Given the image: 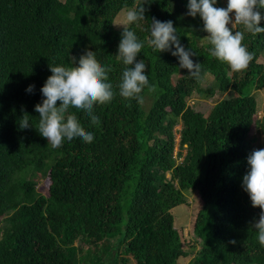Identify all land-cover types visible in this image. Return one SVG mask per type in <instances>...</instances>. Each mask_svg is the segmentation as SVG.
<instances>
[{
  "label": "trees",
  "instance_id": "16d2710c",
  "mask_svg": "<svg viewBox=\"0 0 264 264\" xmlns=\"http://www.w3.org/2000/svg\"><path fill=\"white\" fill-rule=\"evenodd\" d=\"M141 2L0 0V264H179L191 255L190 264H264L251 226L260 209L241 186L248 155L264 148L255 95L264 93V33H245L253 59L233 72L210 55L201 18L186 15L188 0H148L146 19L128 27L144 42L137 59L158 89L129 102L118 94L124 65L116 54L123 12ZM153 17L173 22L202 65L200 82L171 52L147 44ZM86 49L116 95L95 106L99 125L77 112L91 143L75 138L53 148L34 128L48 63L70 65ZM217 94L223 98L205 112ZM25 113L34 127H19ZM40 178L50 181L45 191ZM192 193L201 208L186 251L172 210Z\"/></svg>",
  "mask_w": 264,
  "mask_h": 264
},
{
  "label": "clouds",
  "instance_id": "9594fccd",
  "mask_svg": "<svg viewBox=\"0 0 264 264\" xmlns=\"http://www.w3.org/2000/svg\"><path fill=\"white\" fill-rule=\"evenodd\" d=\"M146 4H149L148 0H142L139 5L124 10L120 24L123 31L116 57L124 68L117 87L119 96L129 102L135 100L142 103L145 89L149 93L158 89V85L149 80L146 73L148 66L144 60L137 59L144 42L128 27L146 19ZM216 4L217 0H188L186 15L201 18L203 31L207 33L205 38L211 45L210 55L226 63L233 72H240L248 67L254 55L243 44L245 33H264L261 26V21H264V0H227L226 7H217ZM236 26H241L243 31L237 30ZM148 31L147 44L155 52H171L178 58L181 69H187L197 82L203 79L201 63L194 61L191 58L194 53L181 44L171 20L160 21L153 17ZM48 66L51 75L40 89L43 99L34 106L39 114L38 121L34 127L30 123V116L25 113L19 119V127H34L53 148L75 138L91 143L93 133L82 126L77 112L85 114L92 125L100 124V118L94 113L95 106L110 103L116 95L113 84L109 82L108 70L98 62L95 52L88 49L78 60L72 57L70 65L48 63ZM33 90L34 85L26 89L29 93ZM127 106L131 107V103ZM179 141L180 135H177L178 152ZM175 157H178V153ZM180 159L178 157L179 163L182 162ZM247 164L248 170L243 175L241 186L248 194L252 207L260 209L258 219H254L251 226L256 230L259 244L264 246V148L254 149L247 157Z\"/></svg>",
  "mask_w": 264,
  "mask_h": 264
},
{
  "label": "rangeland",
  "instance_id": "374dc122",
  "mask_svg": "<svg viewBox=\"0 0 264 264\" xmlns=\"http://www.w3.org/2000/svg\"><path fill=\"white\" fill-rule=\"evenodd\" d=\"M233 20H234V16H233ZM229 27H231V24L229 25ZM260 62L264 63V57H261ZM255 95H256L257 102L259 104L258 117L261 118L264 115V93L259 91ZM221 98L223 97H221L219 94L215 95V97L213 98H209L207 102H204V106H203L204 111L208 112L212 104H215ZM149 106H150V102L147 101L146 109H148ZM176 129L179 130L180 128L176 127ZM252 134H255V130H253ZM259 141L261 143H264L263 134L259 136ZM174 153L175 155L178 153V145H176ZM185 153L186 152L184 151V154ZM182 159L183 157H181L180 162L182 161ZM49 184H50L49 180L40 178L38 182L39 190L45 191L47 187L49 186ZM188 198L189 199H188L187 205L178 206L174 210H172V213L175 219V226L177 230L180 232L181 236L183 237L184 248L186 251L191 250L190 246L188 245L194 244L192 237H191L192 227H193L194 220L196 218V214L201 208V200L197 193H192L191 195H188ZM192 258H193L192 255L187 258H181L179 260V264H190V261L192 260ZM130 264H135V263L131 261Z\"/></svg>",
  "mask_w": 264,
  "mask_h": 264
}]
</instances>
